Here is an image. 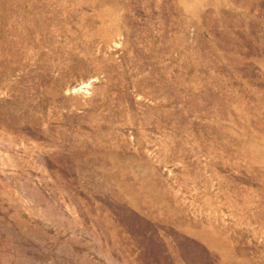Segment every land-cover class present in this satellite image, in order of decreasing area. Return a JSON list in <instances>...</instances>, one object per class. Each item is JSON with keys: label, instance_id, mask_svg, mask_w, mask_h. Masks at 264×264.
Instances as JSON below:
<instances>
[{"label": "rangeland", "instance_id": "374dc122", "mask_svg": "<svg viewBox=\"0 0 264 264\" xmlns=\"http://www.w3.org/2000/svg\"><path fill=\"white\" fill-rule=\"evenodd\" d=\"M0 264H264V0H0Z\"/></svg>", "mask_w": 264, "mask_h": 264}]
</instances>
